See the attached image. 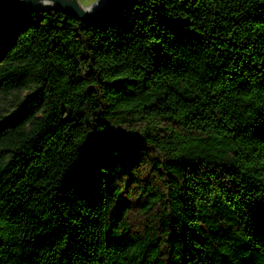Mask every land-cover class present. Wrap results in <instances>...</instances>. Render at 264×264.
<instances>
[{
	"label": "trees",
	"instance_id": "16d2710c",
	"mask_svg": "<svg viewBox=\"0 0 264 264\" xmlns=\"http://www.w3.org/2000/svg\"><path fill=\"white\" fill-rule=\"evenodd\" d=\"M0 96V264H264V0L0 11Z\"/></svg>",
	"mask_w": 264,
	"mask_h": 264
},
{
	"label": "water",
	"instance_id": "95a60500",
	"mask_svg": "<svg viewBox=\"0 0 264 264\" xmlns=\"http://www.w3.org/2000/svg\"><path fill=\"white\" fill-rule=\"evenodd\" d=\"M120 0H99L83 6L78 0H49L50 8L39 10H59L78 17L83 22H98L107 18ZM44 0H0V11L20 15L36 11V6ZM48 4V3H47Z\"/></svg>",
	"mask_w": 264,
	"mask_h": 264
},
{
	"label": "rangeland",
	"instance_id": "374dc122",
	"mask_svg": "<svg viewBox=\"0 0 264 264\" xmlns=\"http://www.w3.org/2000/svg\"><path fill=\"white\" fill-rule=\"evenodd\" d=\"M81 4L88 6L96 2V0H78ZM17 99L15 96L3 97L0 96V108L6 115H12L17 107Z\"/></svg>",
	"mask_w": 264,
	"mask_h": 264
},
{
	"label": "bare ground",
	"instance_id": "6f19581e",
	"mask_svg": "<svg viewBox=\"0 0 264 264\" xmlns=\"http://www.w3.org/2000/svg\"><path fill=\"white\" fill-rule=\"evenodd\" d=\"M52 4H45V3H42V4H39L38 6H36L35 7V9H47V8H50V6H51ZM83 5V4H82ZM83 6H85V5H83Z\"/></svg>",
	"mask_w": 264,
	"mask_h": 264
},
{
	"label": "clouds",
	"instance_id": "9594fccd",
	"mask_svg": "<svg viewBox=\"0 0 264 264\" xmlns=\"http://www.w3.org/2000/svg\"><path fill=\"white\" fill-rule=\"evenodd\" d=\"M97 3H99V0H96ZM44 3L47 4L49 3V0H44Z\"/></svg>",
	"mask_w": 264,
	"mask_h": 264
}]
</instances>
